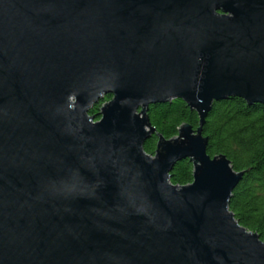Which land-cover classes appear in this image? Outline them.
Wrapping results in <instances>:
<instances>
[{
  "label": "water",
  "instance_id": "obj_1",
  "mask_svg": "<svg viewBox=\"0 0 264 264\" xmlns=\"http://www.w3.org/2000/svg\"><path fill=\"white\" fill-rule=\"evenodd\" d=\"M235 97L264 105V0H0V264H264L203 132ZM175 99L200 126L167 140Z\"/></svg>",
  "mask_w": 264,
  "mask_h": 264
},
{
  "label": "trees",
  "instance_id": "obj_2",
  "mask_svg": "<svg viewBox=\"0 0 264 264\" xmlns=\"http://www.w3.org/2000/svg\"><path fill=\"white\" fill-rule=\"evenodd\" d=\"M112 99L106 95L94 105L90 115L97 121L101 107ZM151 124L158 135L170 140L177 136L184 124L193 129L200 126V117L179 99L148 109ZM209 138L208 154L226 156L237 172H245L234 190L230 211L236 220L264 241V105H249L241 98H230L213 105L203 129ZM158 136L153 135L144 145L150 156L155 155ZM194 164L186 159L178 163L170 174L176 186L193 182Z\"/></svg>",
  "mask_w": 264,
  "mask_h": 264
}]
</instances>
